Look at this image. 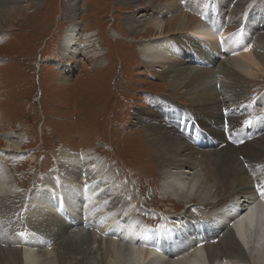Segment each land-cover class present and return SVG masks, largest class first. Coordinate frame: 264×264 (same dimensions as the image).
I'll list each match as a JSON object with an SVG mask.
<instances>
[{"label":"bare ground","instance_id":"1","mask_svg":"<svg viewBox=\"0 0 264 264\" xmlns=\"http://www.w3.org/2000/svg\"><path fill=\"white\" fill-rule=\"evenodd\" d=\"M28 1L0 0V33L12 29L14 20H25L23 13L29 5L23 4ZM68 1L72 23L66 30V44L61 46L64 58L68 60L70 55L77 60L79 53L93 58L98 51L93 46L94 36L82 29L81 0ZM117 1L143 8L138 17L131 12L126 18L132 33L157 31V36L149 40L144 49L145 65L152 69L157 67L156 71L165 70L168 64L182 66L184 71L174 73L186 74L183 88L193 95L191 111L170 99H153L155 111L138 110L136 113L138 124H143L140 121L144 116L152 118L154 112L163 119L161 126L143 124L147 126L144 134L149 149L165 168L162 192L187 206L195 202L209 205L215 199L214 189L221 184L225 191L232 190L233 202L230 207L228 203L218 204L205 221L151 230L143 224L146 216H142V221L137 216L140 213L129 206L121 207L120 200L127 193L106 167L105 159L99 158L94 149L76 152L67 148L61 154L62 163L58 164L57 172H48L42 183L28 194H13L21 201L20 216L16 219L17 228H8L0 236V264H61L58 259L62 254L60 257L54 247L58 244L51 239L60 235L66 240L71 232L81 233L93 222L108 230L105 240L95 234L96 248L92 247L91 236L66 240L61 245L66 252L64 259L81 256V264H91L94 259L96 264H253L252 261L264 264V199L260 197V191H264V168L257 165L262 167L259 170L252 163L254 160L258 164V155L264 154V107H256L264 106V91L258 95L261 103H238L241 97H237L231 108L238 106L245 113L231 114L224 97L216 89L209 91L211 82L217 80L213 79L217 65L189 73L192 68L182 64L188 53L174 40L175 36H182V43L190 45L194 54L204 58L206 65L215 62L214 50L218 49L221 57L227 56L218 73L226 76L231 84L237 83V88L242 87L259 75L264 76V0H237L228 24L218 19V11L202 9L199 0ZM225 4L222 1L221 7ZM239 7L244 8L240 27L237 26ZM185 63L194 62L188 57ZM167 74L174 75L173 69ZM241 90L245 92L246 88ZM197 113L199 126L194 124ZM201 117L210 126L205 130L220 142L218 146L210 148L199 138ZM15 134L4 135L7 145L0 148V207L7 206L8 196L15 192L13 167L33 157L23 149L26 144L21 140L23 137ZM254 152L257 155L247 163L239 160L240 156L250 158ZM184 156L191 159L184 158L180 163ZM186 165L191 169H186ZM199 168H203L204 173L198 172ZM247 170L251 172L245 174ZM25 213L31 214V223L38 232L27 231ZM68 215L79 217L80 229L76 228L78 221L73 225L62 219ZM214 234L216 237H211ZM199 235V243H196ZM88 250L92 257L87 256Z\"/></svg>","mask_w":264,"mask_h":264},{"label":"rangeland","instance_id":"2","mask_svg":"<svg viewBox=\"0 0 264 264\" xmlns=\"http://www.w3.org/2000/svg\"><path fill=\"white\" fill-rule=\"evenodd\" d=\"M199 1L202 9L206 8L212 13L218 11V19L226 23L231 21L232 11L238 2ZM222 1L226 3L224 7H221ZM26 4L29 6L23 13L25 20H14L15 26L12 29L0 33V148L7 145L4 135L12 132L14 136L16 133L15 135L23 137L21 140L26 143L23 149L28 150V155L33 157L13 167L16 178V184L13 186L16 187L15 192L8 196L7 201L10 205L0 207V236L8 228H17L16 219L20 216L18 207L21 201L13 194H28L42 183L48 172H57L58 164L62 163L61 154L67 148L76 152L94 149L99 153L114 169L116 176L120 178L122 190L127 193L120 200L121 207L129 206V209L140 213L137 216L141 220L143 215L146 216L147 219L142 221L152 229L172 228L175 225L182 227L180 225L189 221L192 223L205 221L218 204L222 206L230 201L233 196L232 190L228 188V193L221 184L216 188L218 191L214 189L215 199L211 201L213 204L209 205L195 202L194 206L192 204L187 206L186 203L166 196L161 190L165 168L149 149L144 134L147 126L143 124L162 125L163 119L154 112L152 118L144 116V120L140 121L143 124H138L136 113L138 110L155 111L153 99H170L190 109L193 105V95L188 94L189 89L183 88L186 74L174 73L175 70L184 71L182 66L168 64L165 70L156 71L157 67L152 69L145 65L142 57L144 49L148 41L157 36V31H141L134 34L126 21L131 12L138 17L143 8H133L117 0H81L79 18L82 21V29L94 36L93 46L98 54L90 58L86 53H79L77 60L70 55V59L66 60L61 46L63 48L66 44L64 39L67 36L66 30L71 28L72 23L69 1L29 0L23 5ZM241 8L239 7L238 11V27L244 19L241 13L244 8ZM181 37L175 36L174 40L183 52L188 53L186 58L189 57L194 62L186 64V58L184 62L182 61L183 66L192 68L189 73L208 66L212 69L217 65L215 68L217 74L213 77L217 80L213 84L211 82L209 91L216 89V92L224 97L231 114L245 113L237 108L238 106L231 108L232 101L237 100V97H241L240 102L236 101L238 103L251 104L255 101L261 103L258 95L264 91L263 75H259V79L246 82L242 86L246 88L243 92L241 86L237 88V83L231 84L226 76L217 71L221 69L219 68L222 66L221 62L225 63L227 56L221 57L219 50H214L215 62L206 65L204 58L194 54L189 44L187 46V43H182ZM172 69L174 75L169 76L167 73ZM256 107L262 109L264 106ZM161 109L165 110L162 107ZM201 119L203 120V117ZM200 123L197 113L194 124L199 126ZM206 127L210 126L203 120L199 138L207 142L210 148L218 146L220 142L205 130ZM256 155L254 152L250 158L240 156L239 160L247 163ZM184 158L185 156L181 157L180 163L185 159H191ZM263 158L264 154L258 155V164L252 161L255 168L260 165L264 168ZM187 166L189 165L184 167L191 169ZM197 166L196 163L195 167ZM262 167H258L259 170ZM198 172L204 173L203 168H199ZM250 172L247 170L245 174ZM76 189L79 190L77 187ZM62 219L73 225L78 221L76 228L80 229L81 220L77 215H68ZM24 220L27 231L29 229L36 231L31 223V214L25 213ZM83 229L85 230L81 233L71 232L66 240L91 236L92 247L96 248L95 234L103 241L108 233V230L96 222L88 223ZM43 237L49 244L51 243L47 237ZM200 237L201 235L196 239V243H199ZM211 237H216V234ZM64 239L60 235H55L51 239L58 244L54 247L60 257L62 254L59 262L81 264L79 263L81 256H76L77 259L74 256L64 259L66 252L64 247H61L66 241ZM89 251L87 256L92 257ZM96 262L94 259L91 264ZM252 263L256 264L254 261Z\"/></svg>","mask_w":264,"mask_h":264},{"label":"snow or ice","instance_id":"3","mask_svg":"<svg viewBox=\"0 0 264 264\" xmlns=\"http://www.w3.org/2000/svg\"><path fill=\"white\" fill-rule=\"evenodd\" d=\"M260 197L264 199V191H260Z\"/></svg>","mask_w":264,"mask_h":264}]
</instances>
